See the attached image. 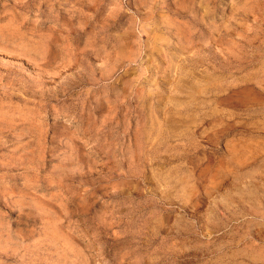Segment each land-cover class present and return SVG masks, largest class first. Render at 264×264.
<instances>
[{"label": "rangeland", "instance_id": "1", "mask_svg": "<svg viewBox=\"0 0 264 264\" xmlns=\"http://www.w3.org/2000/svg\"><path fill=\"white\" fill-rule=\"evenodd\" d=\"M0 264H264V0H0Z\"/></svg>", "mask_w": 264, "mask_h": 264}]
</instances>
